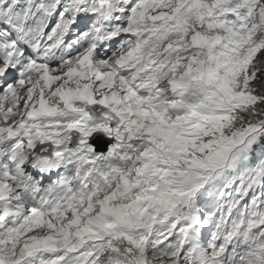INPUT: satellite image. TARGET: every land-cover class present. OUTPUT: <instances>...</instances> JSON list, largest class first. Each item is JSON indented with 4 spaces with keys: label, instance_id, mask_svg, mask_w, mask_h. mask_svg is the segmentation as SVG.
Wrapping results in <instances>:
<instances>
[{
    "label": "snow or ice",
    "instance_id": "6c2138e0",
    "mask_svg": "<svg viewBox=\"0 0 264 264\" xmlns=\"http://www.w3.org/2000/svg\"><path fill=\"white\" fill-rule=\"evenodd\" d=\"M0 264H264V0H0Z\"/></svg>",
    "mask_w": 264,
    "mask_h": 264
}]
</instances>
